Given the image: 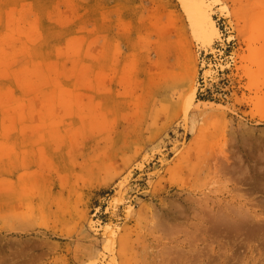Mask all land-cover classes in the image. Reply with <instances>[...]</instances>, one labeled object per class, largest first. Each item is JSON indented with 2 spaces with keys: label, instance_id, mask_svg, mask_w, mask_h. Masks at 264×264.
<instances>
[{
  "label": "rangeland",
  "instance_id": "obj_1",
  "mask_svg": "<svg viewBox=\"0 0 264 264\" xmlns=\"http://www.w3.org/2000/svg\"><path fill=\"white\" fill-rule=\"evenodd\" d=\"M208 1L0 0V264H264V0Z\"/></svg>",
  "mask_w": 264,
  "mask_h": 264
},
{
  "label": "bare ground",
  "instance_id": "obj_2",
  "mask_svg": "<svg viewBox=\"0 0 264 264\" xmlns=\"http://www.w3.org/2000/svg\"><path fill=\"white\" fill-rule=\"evenodd\" d=\"M176 1L193 42L198 48L205 47L204 49H207L219 38V30L213 18L211 3L208 0Z\"/></svg>",
  "mask_w": 264,
  "mask_h": 264
}]
</instances>
